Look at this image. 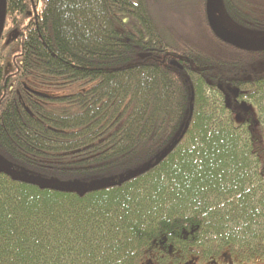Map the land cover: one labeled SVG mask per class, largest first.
Here are the masks:
<instances>
[{"label":"trees","instance_id":"16d2710c","mask_svg":"<svg viewBox=\"0 0 264 264\" xmlns=\"http://www.w3.org/2000/svg\"><path fill=\"white\" fill-rule=\"evenodd\" d=\"M4 1L0 157L83 190L0 174V264H147L179 245L264 261V144L225 92L264 123V53L217 39L210 0H166L181 36L156 23L161 0ZM221 4L233 27L264 32V0Z\"/></svg>","mask_w":264,"mask_h":264},{"label":"rangeland","instance_id":"374dc122","mask_svg":"<svg viewBox=\"0 0 264 264\" xmlns=\"http://www.w3.org/2000/svg\"><path fill=\"white\" fill-rule=\"evenodd\" d=\"M184 0H178L176 4L180 6ZM211 8H213L215 15L222 22V26L232 34L246 39V40H260L264 39V32H246L239 30L231 25L230 20L227 19L225 11L222 8L221 0H210ZM154 19L159 27L165 28L173 35H185L184 17H175L174 13L178 11L170 9L166 0H161L157 7H150ZM183 16V15H182ZM264 74V60L259 61L252 65V75ZM226 103L233 109V121L236 127L242 126L244 123L249 122L251 129L256 137H258L262 144H264V123L260 118V111L254 101L238 98V90L234 87L225 86Z\"/></svg>","mask_w":264,"mask_h":264},{"label":"water","instance_id":"95a60500","mask_svg":"<svg viewBox=\"0 0 264 264\" xmlns=\"http://www.w3.org/2000/svg\"><path fill=\"white\" fill-rule=\"evenodd\" d=\"M208 24L215 37L220 41H222L223 43L236 47L242 51L255 52V53L264 52V39L246 40L232 34L222 26V22L215 15L213 8H210L208 11ZM4 25H5V1L2 0L1 14H0V40L4 32ZM165 157L166 154H163L160 158H157L154 166L158 165L159 162ZM149 169L150 166L146 167L143 170L131 173L128 175V177L122 179L121 181H118L117 183H114L112 179L108 180L107 182L112 185H121L127 178L135 177L136 175H139L142 172H147ZM0 174L10 177L13 181L16 182H22V183L39 186L41 189L59 190V191L71 190L78 193L82 192L83 190V184L80 182H72V183H58L51 181L39 182L36 180H31L27 176L17 175L15 174L13 168L6 161L1 159V157H0ZM94 185H98V183L92 184L90 187H88L85 190V192L87 193L91 191Z\"/></svg>","mask_w":264,"mask_h":264},{"label":"flooded vegetation","instance_id":"af4514ba","mask_svg":"<svg viewBox=\"0 0 264 264\" xmlns=\"http://www.w3.org/2000/svg\"><path fill=\"white\" fill-rule=\"evenodd\" d=\"M187 236L184 241H187ZM173 247L166 254L157 255L147 264H264L260 259L246 261L244 259H236L229 250L208 248L203 249L199 254H188L187 249L179 245L176 253ZM187 251V252H186Z\"/></svg>","mask_w":264,"mask_h":264},{"label":"bare ground","instance_id":"6f19581e","mask_svg":"<svg viewBox=\"0 0 264 264\" xmlns=\"http://www.w3.org/2000/svg\"><path fill=\"white\" fill-rule=\"evenodd\" d=\"M222 42V41H221ZM223 43V42H222ZM224 44H226V43H224ZM226 45H228V44H226ZM228 46H230V47H233V46H231V45H228ZM234 49H237V50H240V49H238V48H236V47H233ZM240 51H242V50H240ZM242 52H246V53H254V54H260V53H255V52H247V51H242ZM261 53H264V52H261Z\"/></svg>","mask_w":264,"mask_h":264},{"label":"clouds","instance_id":"9594fccd","mask_svg":"<svg viewBox=\"0 0 264 264\" xmlns=\"http://www.w3.org/2000/svg\"><path fill=\"white\" fill-rule=\"evenodd\" d=\"M236 231H239V229H236Z\"/></svg>","mask_w":264,"mask_h":264}]
</instances>
